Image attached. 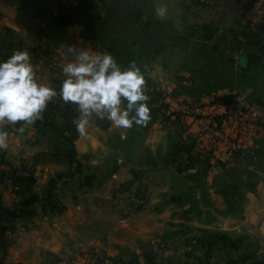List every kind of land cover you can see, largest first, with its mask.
Segmentation results:
<instances>
[{"label": "crops", "instance_id": "1", "mask_svg": "<svg viewBox=\"0 0 264 264\" xmlns=\"http://www.w3.org/2000/svg\"><path fill=\"white\" fill-rule=\"evenodd\" d=\"M236 1L231 12L181 0H79L73 27L58 25L57 0L38 19L0 3V59L28 50L46 83L63 79V64L37 62L49 48L107 51L122 66L135 60L148 66L151 116L129 129L93 118L71 138V115L62 103L52 109L55 101L23 133L9 131L0 155L32 170L35 183L23 194L0 185L1 264H89L93 254L98 264H264V130L227 129L242 153L232 160L208 137L174 157L194 125L179 107L160 108L162 93H172L213 112L210 96L217 105L237 92L264 108V24L249 36L247 0ZM161 5L163 19L154 11ZM122 192L147 201L124 222L114 202Z\"/></svg>", "mask_w": 264, "mask_h": 264}, {"label": "clouds", "instance_id": "2", "mask_svg": "<svg viewBox=\"0 0 264 264\" xmlns=\"http://www.w3.org/2000/svg\"><path fill=\"white\" fill-rule=\"evenodd\" d=\"M157 18L167 15V6L155 8ZM73 59L63 65L59 90L36 75L28 50H15L0 59V150L9 148L10 126L19 133L43 119L50 103L59 97L63 104L75 105L76 131L85 135L93 118L110 121L116 128L142 126L151 119L147 95L148 66L135 60L122 66L105 52L69 46ZM19 126L17 127V124Z\"/></svg>", "mask_w": 264, "mask_h": 264}, {"label": "built area", "instance_id": "3", "mask_svg": "<svg viewBox=\"0 0 264 264\" xmlns=\"http://www.w3.org/2000/svg\"><path fill=\"white\" fill-rule=\"evenodd\" d=\"M226 0H183L185 5L197 3L200 5H219ZM61 14L70 12L79 6V0H59ZM225 23L228 19L225 18ZM264 24V0H253L250 9L247 11V34L252 36L258 28ZM71 52H63L57 49H47L38 53L36 56L38 64L49 69L57 68L60 64H66L72 60ZM57 85L54 84L56 88ZM164 101L170 107H179L181 117L184 120H191L194 125L192 132L193 144L199 143L204 137H208L209 147H215L219 143L225 144L226 158L229 160L241 156V148L236 142L226 137L225 131L234 128L243 131L247 128L258 127L264 130V108L253 102L250 97L242 92L234 93L230 96L228 104L220 103L216 105L219 97L210 96L211 103L215 109L213 112L204 113L202 102L199 100L185 101L172 93H162ZM221 99V98H220ZM191 127V126H190ZM127 204L134 209L140 208L146 203V198L140 193H129L126 197ZM99 255L94 254L90 257L89 264H98ZM55 264H67L58 262Z\"/></svg>", "mask_w": 264, "mask_h": 264}, {"label": "trees", "instance_id": "4", "mask_svg": "<svg viewBox=\"0 0 264 264\" xmlns=\"http://www.w3.org/2000/svg\"><path fill=\"white\" fill-rule=\"evenodd\" d=\"M59 0H57L58 2ZM253 0H247V3L244 7L245 11H248L250 9L251 3ZM0 3L4 5H10V6H16L21 11L32 17L33 19H38L41 16L45 14L46 8H47V0H0ZM81 3L79 2V6L75 9H73L70 14H60L57 18L58 25L62 27H73L75 25V18L74 14L75 12L80 8ZM62 79H59V77H56L55 79L51 80V84H55L56 89L59 90V86ZM55 104L52 107V109H57L59 107V103H62L59 97L55 98ZM229 101L226 100V102H223L225 104H228ZM63 104V103H62ZM64 110L66 113L71 115V119L73 120L74 117L78 115L75 105L72 104H63ZM160 108L163 110H166L168 108V104L161 103ZM20 123V122H18ZM8 131H13L9 126H5ZM18 127V124H17ZM70 132L72 133L71 138H75L76 136V129L73 126V128L70 129ZM194 146L193 141L190 142V144L182 143L178 145L174 152L173 156L177 157L179 155H189L191 152H193ZM8 167L7 170H4V167ZM189 166L187 165L186 169H188ZM9 182L10 186L12 188V191L18 190L19 192L26 193L28 188L32 186L35 183V180L33 178V172L32 170L28 169L26 166H20L19 168H13L8 166L7 161L5 160L3 154L0 155V185H3L4 183ZM1 252H5L6 246L0 245ZM58 259H51L50 264L58 263ZM1 264V263H0Z\"/></svg>", "mask_w": 264, "mask_h": 264}, {"label": "rangeland", "instance_id": "5", "mask_svg": "<svg viewBox=\"0 0 264 264\" xmlns=\"http://www.w3.org/2000/svg\"><path fill=\"white\" fill-rule=\"evenodd\" d=\"M237 1L236 0H226L225 2H223V5L222 4H219L217 5L219 7V11H223V10H228V11H236L238 10V5L236 4ZM181 4L183 5V7L185 8H191L195 5L197 6H204V5H200V4H197V3H191L190 5H185L183 0H181ZM212 7L213 6H216V5H211ZM211 6H208V8H210ZM213 11L215 9L211 8ZM216 11V10H215ZM47 68V67H45ZM128 192H122L120 194H115L114 196V202L116 203L117 206H119V211H120V217H121V220L122 222H124L125 219H127L126 216L130 215L131 213H135V212H139L141 211L143 208H145V206L147 205V201L145 203V205H143L142 207L140 208H136L134 209L132 206H129L127 204V194ZM142 195V193H141ZM94 255V254H93ZM90 260V258H89Z\"/></svg>", "mask_w": 264, "mask_h": 264}, {"label": "water", "instance_id": "6", "mask_svg": "<svg viewBox=\"0 0 264 264\" xmlns=\"http://www.w3.org/2000/svg\"><path fill=\"white\" fill-rule=\"evenodd\" d=\"M246 59H247L246 56H243L242 57V62H244Z\"/></svg>", "mask_w": 264, "mask_h": 264}]
</instances>
